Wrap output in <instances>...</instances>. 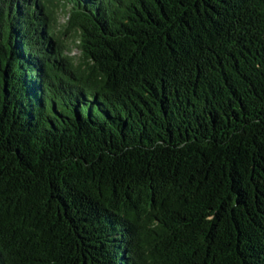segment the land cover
<instances>
[{"label":"trees","instance_id":"obj_1","mask_svg":"<svg viewBox=\"0 0 264 264\" xmlns=\"http://www.w3.org/2000/svg\"><path fill=\"white\" fill-rule=\"evenodd\" d=\"M0 264H264V0H0Z\"/></svg>","mask_w":264,"mask_h":264},{"label":"rangeland","instance_id":"obj_2","mask_svg":"<svg viewBox=\"0 0 264 264\" xmlns=\"http://www.w3.org/2000/svg\"><path fill=\"white\" fill-rule=\"evenodd\" d=\"M66 21V16H64V14L61 16V23H64ZM79 51L78 50H74V54L73 55H78Z\"/></svg>","mask_w":264,"mask_h":264}]
</instances>
